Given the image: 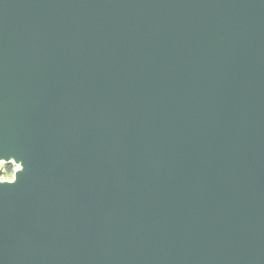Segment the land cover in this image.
Here are the masks:
<instances>
[{
	"label": "water",
	"instance_id": "water-1",
	"mask_svg": "<svg viewBox=\"0 0 264 264\" xmlns=\"http://www.w3.org/2000/svg\"><path fill=\"white\" fill-rule=\"evenodd\" d=\"M0 163V264H264V0H0Z\"/></svg>",
	"mask_w": 264,
	"mask_h": 264
},
{
	"label": "rangeland",
	"instance_id": "rangeland-1",
	"mask_svg": "<svg viewBox=\"0 0 264 264\" xmlns=\"http://www.w3.org/2000/svg\"><path fill=\"white\" fill-rule=\"evenodd\" d=\"M17 169H18V166H16L13 163L12 164L0 163V172H2L1 180L3 181L12 180L14 173H15L14 171H16Z\"/></svg>",
	"mask_w": 264,
	"mask_h": 264
},
{
	"label": "trees",
	"instance_id": "trees-1",
	"mask_svg": "<svg viewBox=\"0 0 264 264\" xmlns=\"http://www.w3.org/2000/svg\"><path fill=\"white\" fill-rule=\"evenodd\" d=\"M10 169H11V167H10Z\"/></svg>",
	"mask_w": 264,
	"mask_h": 264
}]
</instances>
